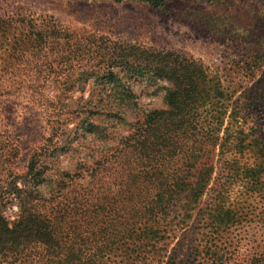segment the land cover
<instances>
[{
  "label": "rangeland",
  "instance_id": "374dc122",
  "mask_svg": "<svg viewBox=\"0 0 264 264\" xmlns=\"http://www.w3.org/2000/svg\"><path fill=\"white\" fill-rule=\"evenodd\" d=\"M124 44L173 52L203 64L232 97L242 128L264 139V107L249 99L264 93V0H170L158 8L135 0H0V180L10 171L24 175L36 155H42L50 173H58L80 161L92 164L111 149V141L106 146L102 137L90 133L85 123L90 109L83 111L82 106L108 96L102 76L109 58L118 56ZM132 83L143 110L163 108L161 92L140 80ZM90 120L105 123L99 115ZM228 124L227 119L224 127ZM225 160H237L239 167L256 163L249 152L229 153L222 161L216 157V179L228 176ZM110 175L100 193L84 197L89 211L82 215L77 210L64 226L82 244L78 248L84 256L99 264H211L201 253L199 235L209 230L198 221L190 224L184 251L173 260L168 257L182 237L153 249L117 236L120 231L113 228L122 230L119 223L132 219L121 210ZM228 192L231 202L244 204L247 217L221 235L218 244L227 246V264H250L254 255L264 253V198L251 196L236 180ZM4 214L16 222L17 204H8ZM191 245L199 248L198 256L189 257ZM44 254L29 248L27 258L17 264L39 262ZM0 264L14 263L6 258Z\"/></svg>",
  "mask_w": 264,
  "mask_h": 264
},
{
  "label": "trees",
  "instance_id": "16d2710c",
  "mask_svg": "<svg viewBox=\"0 0 264 264\" xmlns=\"http://www.w3.org/2000/svg\"><path fill=\"white\" fill-rule=\"evenodd\" d=\"M135 1L158 8L170 0ZM119 50L118 56L107 61L102 76L108 96L96 104L88 100L82 106L83 111L90 109L85 121L90 133L102 137L106 146L110 141L113 146L92 164L80 161L58 173H50L41 162L42 155H36L24 175L10 171L0 180L1 260L11 258L17 264L27 258L29 248H40L45 253L43 260L33 264H99L82 254L78 248L82 244L71 239L64 226L77 210L82 215L89 211L84 197L100 193L104 178L111 173L112 184L121 196V210L132 219L119 223L122 230L113 228V232L120 231L117 236L153 249L160 242L168 247L182 237L168 257L173 260L179 250L184 251L190 224L198 221L209 230L199 234L204 242L201 253L210 257L211 264L228 263L227 246L218 241L247 217L241 201L229 200V185L240 181L251 196L264 198V139L254 130L242 128L232 97L200 62L129 44ZM137 80L163 94V108L146 111L140 107L132 83ZM249 99L264 107V93ZM94 115L105 123L94 124L90 120ZM227 119L229 124L224 127ZM123 130L125 135L118 132ZM245 152L255 157L253 166L239 167L237 160H225L226 181L214 177L216 157L222 161L229 153ZM79 180L87 182L80 184ZM12 203L20 211L13 224L4 214ZM173 214L175 224L169 220ZM188 250L189 257L200 253L197 246ZM250 264H264V253L254 255Z\"/></svg>",
  "mask_w": 264,
  "mask_h": 264
}]
</instances>
